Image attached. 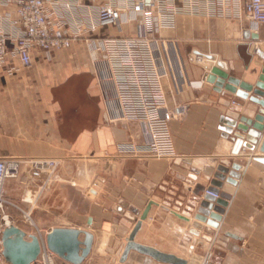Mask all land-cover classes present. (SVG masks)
I'll return each instance as SVG.
<instances>
[{
  "label": "crops",
  "instance_id": "1",
  "mask_svg": "<svg viewBox=\"0 0 264 264\" xmlns=\"http://www.w3.org/2000/svg\"><path fill=\"white\" fill-rule=\"evenodd\" d=\"M231 11L230 17L179 15L163 32L178 41L191 82L179 94L170 80L165 83L169 104L189 108L183 120L170 122L173 153L166 158L122 151L121 144L142 141L140 126L106 120L84 43L50 53L36 50L29 69L12 74L6 72L10 66L0 69V156L54 158L76 167L72 186L79 203L68 209V200H61L59 218L65 223L42 231L65 227L93 233L83 264H170L135 250L121 262L150 204L135 243L188 264H264V132L228 130L242 117L254 119L259 105L216 91L204 66H216L208 58L214 55L240 81L255 85L264 76V24H252L240 8ZM9 63L18 67L14 59ZM239 139L255 148L241 146L236 152ZM235 165L240 168L233 183ZM14 187L9 181L6 194L19 201ZM208 189L219 197L202 221L198 216Z\"/></svg>",
  "mask_w": 264,
  "mask_h": 264
},
{
  "label": "built area",
  "instance_id": "2",
  "mask_svg": "<svg viewBox=\"0 0 264 264\" xmlns=\"http://www.w3.org/2000/svg\"><path fill=\"white\" fill-rule=\"evenodd\" d=\"M237 8L252 24H264V0H0V69L10 66L6 69L9 74L29 69L36 50L50 53L68 50L75 42L84 43L106 120L140 126L142 141L123 143L122 151L166 158L173 153L170 122L183 120L189 108L187 104H169L165 83L170 80L179 94L191 82L178 41L163 32L173 28L179 15L230 17L231 10ZM108 29L115 32L105 33ZM10 59L18 67L11 66ZM58 166L56 159L0 156V215L5 220L1 232L9 225L18 226L11 221L8 224L10 207L26 215L6 194L7 183L18 181L24 168L53 173ZM206 194L219 197L209 190ZM26 233L37 235L42 245L32 264H70L48 248V232L37 227ZM0 264H8L1 240Z\"/></svg>",
  "mask_w": 264,
  "mask_h": 264
},
{
  "label": "water",
  "instance_id": "3",
  "mask_svg": "<svg viewBox=\"0 0 264 264\" xmlns=\"http://www.w3.org/2000/svg\"><path fill=\"white\" fill-rule=\"evenodd\" d=\"M208 58L212 61H216V66L211 67L209 64L204 65L211 71V75L208 77V81L213 83L215 90L218 92H228L229 97L236 95L237 97L245 100H250L252 103L259 105V111L255 115L254 119H248L246 117L241 118V123L236 124L235 121L230 123L228 130L233 133L234 127H237L239 131H249L252 127L257 132H264V76L255 84H249L239 79L229 76L225 70L227 69L226 63L217 59L214 55H208ZM219 78V79H218ZM252 93V94H251ZM239 139L236 145L241 143ZM242 144V143H241ZM243 146L251 149L255 148L253 143H243ZM260 151L264 153V137L260 144ZM240 166L235 165L234 171L231 173V182L236 183L235 178L238 177L236 171ZM222 171H226L222 169ZM223 177L222 175H218ZM210 192L219 194L215 189H208ZM216 197L210 194H206L205 201L202 203V217L198 216V219L204 221L205 216L210 213L206 208L213 209ZM151 208V204L145 210L141 221L136 225L130 239L125 247L121 262H124L131 250L138 251L139 253L147 254L159 261L170 264H188L187 260L176 257L174 255L162 253L150 247H146L134 242L137 232L142 226V221L146 219L147 214ZM185 218V217H184ZM188 220L187 218H185ZM91 224V223H90ZM81 235H84V239H80ZM2 241V254L8 264H32L35 262L41 252L42 245L37 235L27 234L22 228L16 225H9L1 232ZM94 235L93 233L82 230L79 228H65L57 227L53 228L46 235V243L50 250L55 252L65 261L70 264H83L89 257L93 248Z\"/></svg>",
  "mask_w": 264,
  "mask_h": 264
},
{
  "label": "rangeland",
  "instance_id": "4",
  "mask_svg": "<svg viewBox=\"0 0 264 264\" xmlns=\"http://www.w3.org/2000/svg\"><path fill=\"white\" fill-rule=\"evenodd\" d=\"M56 160L59 161L58 159ZM75 169L76 167L73 166L67 168L65 164L61 166L60 161L58 168L53 173L38 170L30 171L24 168L25 171L22 177L18 181H13L15 184L14 193L21 197L22 200H14L13 202L25 212H31V217L36 222V225L32 224L29 217L16 207L8 209L12 215L10 221L15 222L27 232H35L37 227L41 230H49L51 227L65 223L59 218V210L64 204L63 202L60 204V201L68 200L65 203L68 209H74L73 207L79 203V193H77L76 187L72 186L74 183L77 184V180L73 178L76 172ZM27 175L28 177H26ZM30 179H35L34 184L30 182ZM42 186L45 187L36 196V192ZM14 193V199H16ZM4 222L5 220L0 215V240L1 226Z\"/></svg>",
  "mask_w": 264,
  "mask_h": 264
},
{
  "label": "bare ground",
  "instance_id": "5",
  "mask_svg": "<svg viewBox=\"0 0 264 264\" xmlns=\"http://www.w3.org/2000/svg\"><path fill=\"white\" fill-rule=\"evenodd\" d=\"M242 143V144H241ZM239 145H236L235 146V148H234V150L237 152V151H239V149L241 148V146H243V141L241 142ZM48 182V181H47ZM47 182H46V184H47ZM49 183V182H48ZM45 186H42V187H40V189H38V191H37V195H38V193H40L41 192V190L44 188ZM36 195V196H37ZM31 212H26V216L27 217H29V220H30V222L32 223V224H34V225H36V223H35V221L33 220V218L31 217ZM10 223V220L8 219V224ZM191 264H195V263H193V262H191Z\"/></svg>",
  "mask_w": 264,
  "mask_h": 264
}]
</instances>
